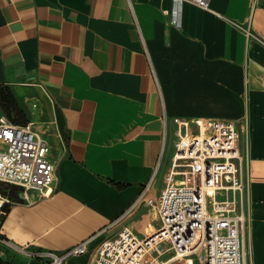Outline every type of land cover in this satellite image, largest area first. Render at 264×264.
Masks as SVG:
<instances>
[{
	"label": "crops",
	"instance_id": "1",
	"mask_svg": "<svg viewBox=\"0 0 264 264\" xmlns=\"http://www.w3.org/2000/svg\"><path fill=\"white\" fill-rule=\"evenodd\" d=\"M206 1L0 0V89L16 102L0 115L33 123L57 166L49 198L6 206L10 250L40 259L90 240L67 264H91L123 225L142 234L176 120L208 118L244 123L247 264H264V0Z\"/></svg>",
	"mask_w": 264,
	"mask_h": 264
},
{
	"label": "built area",
	"instance_id": "2",
	"mask_svg": "<svg viewBox=\"0 0 264 264\" xmlns=\"http://www.w3.org/2000/svg\"><path fill=\"white\" fill-rule=\"evenodd\" d=\"M173 2L208 8L206 0ZM181 18L178 11L172 22L180 26ZM243 124L240 120L177 119L164 187L157 198L146 200L155 220L142 234L123 225L101 242L91 264H247L249 160L242 144ZM49 154L47 139L33 123L20 125L0 115V183L19 188L20 199L22 191L28 196L36 192L40 199L53 194L57 166ZM9 204L12 201L0 194V222ZM89 242L61 254L33 255L51 259L52 264H67L69 258L87 253ZM3 243L13 245L5 239Z\"/></svg>",
	"mask_w": 264,
	"mask_h": 264
},
{
	"label": "rangeland",
	"instance_id": "3",
	"mask_svg": "<svg viewBox=\"0 0 264 264\" xmlns=\"http://www.w3.org/2000/svg\"><path fill=\"white\" fill-rule=\"evenodd\" d=\"M3 109V108H2ZM5 112V110L3 109ZM169 141H166L163 154L160 157L159 160V170L157 173V176L160 174L161 175V170L160 166L164 164V161L166 157H168L167 149L170 146L169 144L171 143V136L168 138ZM159 175V176H160ZM18 188L12 185H5L4 183H0V194L5 198L13 199L17 193ZM248 223V222H247ZM246 232H247V224H246ZM249 240V238H248ZM0 259L2 260L3 264H52L51 259L47 258H40V259H35V258H30L23 256L21 257L18 255L15 251L10 250L3 242L0 241ZM69 264V263H68Z\"/></svg>",
	"mask_w": 264,
	"mask_h": 264
},
{
	"label": "trees",
	"instance_id": "4",
	"mask_svg": "<svg viewBox=\"0 0 264 264\" xmlns=\"http://www.w3.org/2000/svg\"><path fill=\"white\" fill-rule=\"evenodd\" d=\"M0 105L7 112L9 116H11L12 110L14 111L16 110V102H15L14 96L12 95L11 91L8 88L0 89ZM17 194H18V191L16 195ZM3 238L4 237L0 234V239H3ZM0 264H3L1 259H0Z\"/></svg>",
	"mask_w": 264,
	"mask_h": 264
},
{
	"label": "bare ground",
	"instance_id": "5",
	"mask_svg": "<svg viewBox=\"0 0 264 264\" xmlns=\"http://www.w3.org/2000/svg\"><path fill=\"white\" fill-rule=\"evenodd\" d=\"M21 196H22L23 198H27L28 193L22 191V192H21Z\"/></svg>",
	"mask_w": 264,
	"mask_h": 264
}]
</instances>
